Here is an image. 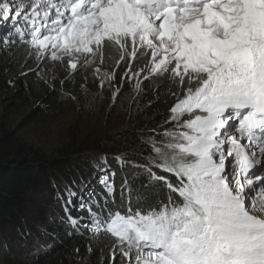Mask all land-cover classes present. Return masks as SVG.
Wrapping results in <instances>:
<instances>
[{
    "label": "snow or ice",
    "instance_id": "snow-or-ice-1",
    "mask_svg": "<svg viewBox=\"0 0 264 264\" xmlns=\"http://www.w3.org/2000/svg\"><path fill=\"white\" fill-rule=\"evenodd\" d=\"M0 20L10 21L20 42L29 43L30 57L67 58L65 79L97 57L103 63L105 46H115L117 67L100 80L101 89L105 83L115 88L113 102L133 79L137 93L156 77L170 82L176 102L166 119L147 130L155 135L137 130L140 143L131 154L148 150L145 162L126 160L129 153L114 157L122 169L130 164L150 182H163L166 193L138 195L134 203L125 176L115 207L116 173L110 180L106 156L95 167L104 173L107 195L97 197L83 179L58 193L73 230L115 238L108 264L121 257V264H264V0H30L17 6L4 0ZM12 43L6 37L3 49ZM77 196L90 223L71 215Z\"/></svg>",
    "mask_w": 264,
    "mask_h": 264
},
{
    "label": "trees",
    "instance_id": "trees-1",
    "mask_svg": "<svg viewBox=\"0 0 264 264\" xmlns=\"http://www.w3.org/2000/svg\"><path fill=\"white\" fill-rule=\"evenodd\" d=\"M22 1L26 4L30 2ZM2 22L3 20H0V52L11 53V57L4 60L0 57V84L15 78L14 84L10 83L9 95L6 97L21 100L28 95V103L35 108L33 116L41 117L54 116L58 113L62 96L73 102L79 101V86L77 80L73 79L81 74H87L88 83L91 79L90 69L80 71L74 78L65 79L69 77V69L55 66L53 73L51 66L54 64L49 63L47 59L41 60L38 68V60H32L29 56V53L34 51L29 43L20 42L14 28H12L14 34L11 37L7 36L9 32H4L6 30L2 27ZM5 36L11 41H16L10 44L7 50L3 49ZM103 55V63L97 57V65L100 66L99 73L106 75L116 69L119 52L115 46L107 45ZM146 63L147 58H142L138 67L142 68ZM126 68L127 64H124L116 72L117 84L120 83ZM134 84L125 83L121 90V95L127 96V104L126 113L120 121L110 112L111 116L106 120L108 126L106 130L96 133L95 136L87 132L79 144L76 135L69 134L65 137L63 146L51 154L28 141L25 142V138L18 130H14V127L11 130L7 121L8 125L0 122V264H11L21 257L26 258L23 264H101L102 257L104 264H108L115 238L106 233L95 235L83 228L77 233L66 222L64 202L58 199V193L64 195L65 185L72 184L73 181L79 184L81 179L87 183L88 190L94 191L97 197L100 194L107 195L100 183L104 173L95 167L102 157L108 158L110 180L111 172L116 173L115 207H119L121 203L120 186L125 176L132 184L134 203L138 195H154L157 191L163 195L167 192L163 182H150L142 170L135 169L130 164H125L122 169L114 159L121 153H129L125 157L126 160H135L137 164L144 163L143 157L148 155V150L140 152L137 148L138 154H131L132 149L140 143L137 130L144 129L147 134L155 135L148 133L147 130L161 124L169 114L167 109L176 102V98L168 93L170 82L166 78L156 77L146 82L140 93L133 92ZM158 85H162L159 89L160 99H156ZM102 99L104 101V96ZM103 105L105 107V103ZM111 109L115 110L116 105ZM158 131L162 132L163 129ZM100 166L104 167L103 164ZM154 170L160 175H168L159 169ZM153 184H159V188L152 187ZM144 185L149 187L146 188ZM73 190L78 191L75 185ZM164 198L166 199V195ZM84 199L87 200V194L84 195ZM73 203L76 207L69 205L71 215L76 218L83 216L85 217L83 222L90 223L87 219L89 216L87 207L79 210V196L74 198ZM124 203L127 204V193ZM35 204L37 217L34 220L28 215L27 209ZM92 208L93 211L98 210L95 204ZM89 246L92 248L91 253L88 251ZM76 248L80 249L79 254L75 252ZM122 260L121 257L117 264H121Z\"/></svg>",
    "mask_w": 264,
    "mask_h": 264
},
{
    "label": "rangeland",
    "instance_id": "rangeland-1",
    "mask_svg": "<svg viewBox=\"0 0 264 264\" xmlns=\"http://www.w3.org/2000/svg\"><path fill=\"white\" fill-rule=\"evenodd\" d=\"M7 2L12 6H17L21 2L24 3L22 0H7ZM22 22L24 21L21 20V25H23ZM7 23L4 24V27H7ZM0 57L3 60L7 59L11 57V53L1 51ZM32 60L37 59L32 56ZM47 60L49 63H53V66H58L61 69L62 67L67 68V58L63 62ZM97 62L98 60L96 59L95 63L88 68L91 73V79H89L88 83H86L87 74H81L76 79H73L77 80L79 86V101L73 102L65 96H62L60 98L61 107L54 116H33L32 113H34L35 108L31 107L28 103L29 96L27 95L21 100L15 97H6L9 95V81H11V78L8 82H2L0 84V122H3L4 125L10 124L11 130L13 129L12 127H14V130H18L20 135L25 138V142L28 141L30 144L37 146L48 154L61 148L65 137L69 134L76 135L78 139L77 144H79L87 132L92 136H95L96 133L103 132L108 128L106 120L110 118V112L116 115L118 121L122 119L126 113L127 96H122V92L120 91L118 98L113 102L112 93L115 88L105 83L101 89L100 80L104 78L105 74H94L95 68H100ZM38 63L39 68L42 61L38 60ZM74 76L75 74L72 77L74 78ZM14 82L15 78H12V84ZM132 82L135 83V79ZM113 83L117 86L120 84H117L115 81ZM82 85H85V87L82 88ZM132 89L134 90V88ZM133 92L135 93L136 91L134 90ZM102 96H104V101ZM103 103H105V107ZM114 105H116V109L112 110L111 108ZM6 121L8 124H6ZM36 202L40 203L39 201ZM36 205L32 208L30 206L27 209L28 215L34 220L37 217ZM24 259L26 258H18L15 262L12 261L11 264H23L22 262L26 261Z\"/></svg>",
    "mask_w": 264,
    "mask_h": 264
}]
</instances>
